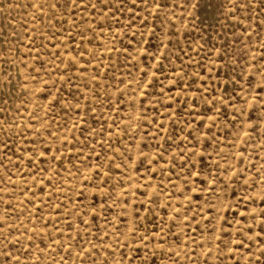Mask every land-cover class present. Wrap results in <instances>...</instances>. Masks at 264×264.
Listing matches in <instances>:
<instances>
[{"label":"rangeland","instance_id":"374dc122","mask_svg":"<svg viewBox=\"0 0 264 264\" xmlns=\"http://www.w3.org/2000/svg\"><path fill=\"white\" fill-rule=\"evenodd\" d=\"M164 3V11L157 14L151 0L148 7L140 0L133 7L127 0L120 11L115 10L116 4L109 6L103 0H77L75 4L72 0H0V141L8 145L3 149L7 155L0 156L4 161L0 168L4 177L0 185V264H141L144 257L130 250L135 245L126 235L117 240L119 233L111 224L106 235L99 233L96 225L89 235L71 213L80 207L74 196L78 187H83L80 174L71 164H66L70 174L61 169L62 187L47 195L38 191L39 184L32 178L34 169L27 166L29 157L47 140L53 149L61 146L62 150L81 153L79 160L71 157L72 163L89 175L90 167L100 164L104 165L101 171L110 163L127 164L122 159L125 149L135 155L147 141L153 155L156 146L164 151V159L153 165L161 168L166 161L171 163L169 152L185 147L180 143L185 135L190 143H195L199 135L194 136L184 127L193 120L182 107L185 100L190 104L199 100L200 112L210 117L216 111L211 99L221 95L230 97L235 105L228 109L233 115L225 120L235 116L236 123L218 121L212 129L221 142V156L212 154L214 171L215 162L220 161V183L212 197L216 211H210L207 202L197 205L200 197L189 203V187L194 185H185L180 169L169 168L166 175L139 169L140 184L150 181L152 188L162 184L172 193L170 203L162 194L160 207L154 205L150 212L141 211V226L156 235L158 225L163 223L159 231L166 236V242L156 235V240L148 244L147 264H264V184L254 183L258 172L264 180V139L252 135L250 143L245 144L242 132L239 140L235 138L250 76L255 75L253 88L264 84V75L250 72L248 67L250 60L264 55V0ZM141 18L147 28L142 26ZM152 28L155 35L150 41L147 36L141 37L140 33H150ZM142 38L148 41L152 52L162 54V65L156 64L153 69L158 72V80L153 82L148 99L141 98V83H146V66L154 62L150 56L136 54L140 47L136 41ZM70 60L80 69L70 73L71 90L79 89L75 93L79 98L77 111L66 113L58 106L49 113L48 104L57 89L63 85L65 95L69 90L58 77ZM148 77L151 79L152 72H148ZM202 92L208 102L201 98ZM193 96L196 99H189ZM69 103L75 105L76 100ZM33 113L41 117L47 114L49 120L45 123L56 130L59 139L53 142L47 133L38 136L37 130L42 131V126ZM81 115L85 117L79 120L82 127L74 128V121ZM160 123L167 133L158 132ZM211 123L197 119L192 127L206 132L204 125ZM225 128H230L232 134L226 133ZM65 139L68 143L61 145ZM240 150L244 152L243 164ZM225 168L229 171H223ZM121 171L127 169L115 171V175L120 176ZM233 171L237 172L236 177H231ZM148 191L151 195L152 189ZM133 207L140 205L134 203L124 211L129 226L135 219ZM123 208L120 205L117 211ZM218 215L227 217L228 222H218ZM110 219L120 223L111 214ZM69 221L74 222L72 227ZM99 223L103 224V219ZM54 224L58 227L54 228ZM53 238L59 243H54ZM229 240L233 243L229 244ZM157 241L164 243L169 252H175L178 260L163 255L157 249ZM126 242L129 247H125ZM125 255L127 258L122 259ZM133 256L135 260L131 259Z\"/></svg>","mask_w":264,"mask_h":264},{"label":"snow or ice","instance_id":"6c2138e0","mask_svg":"<svg viewBox=\"0 0 264 264\" xmlns=\"http://www.w3.org/2000/svg\"><path fill=\"white\" fill-rule=\"evenodd\" d=\"M77 0H72V3L75 4ZM146 7L149 5V0H140ZM152 5L155 6L157 14L163 12L165 7L167 6L164 3V0H151ZM103 3L108 4L109 6L112 4H116V11H120V9L127 3V0H103ZM137 0H131V6H135ZM185 3H188V0H185ZM152 12L149 10V15ZM135 15V14H133ZM142 26L147 28L146 23H144V18H141ZM118 22V21H117ZM135 21H131L128 25L131 27V23ZM136 33H133V37ZM141 37L147 36L148 41L151 40V36L155 35V29L152 28L151 32L140 33ZM148 41L145 39H140L136 41V43L140 46L137 49L138 56L148 57L150 56L153 64L147 65L146 70L144 72L143 80L146 83H141V87L144 90L142 94V99H148V92L153 86V82L158 80V72L154 71L156 64H161L162 61L159 59L161 53H154L151 51ZM161 46L163 47V41H161ZM83 55V53H80ZM261 60H264V55L254 60H250L249 62V71L254 72L255 74L264 75V65H261ZM61 63H64L61 61ZM79 71L80 69L70 60L69 64L65 66L63 71L60 73L59 79H63L64 84L69 86V90L67 91V95H65V89L63 85L61 88L57 89V95L49 102L48 104V112L50 113L55 109V107H61L66 113L69 111H77V106L79 105V98L76 97V92L71 90L72 85V76L70 75L73 70ZM148 72H152V77L149 79ZM199 79V76L196 77ZM255 80V75H251L248 87L249 91L243 99V106L239 109L240 114V127L236 130L235 138L237 140L240 139V133L242 132L244 137L246 138L243 142L245 144L250 143V138L252 135H256L259 139H264V129H261V124H264V84H261L259 89L253 88L251 81ZM183 91V90H182ZM241 91H244L243 85H241ZM161 92H163V88H161ZM51 94V93H50ZM201 98L205 99L208 102V98L205 93H201ZM76 100V104L73 105L69 103L70 100ZM189 99H196L195 96ZM119 102L117 101V104ZM67 105V107H64ZM211 105L216 107V111L210 117H206L205 114L201 113L199 110V100H197L196 104H190L189 100H185L183 104V109L187 110L189 115L193 116V120H211V124H205L204 128L207 130L204 132L198 127H192L193 120H190L185 128H189L190 132L196 136L195 143H190L188 141V136L185 135L183 140L180 143H184L185 147L181 149L179 152H169V161L171 163L165 162L164 167L154 168L153 165L158 162V160L164 159V151L160 148V146H156V154L152 153V146L147 144V141L143 142V146L139 147L138 153L132 155L129 153L127 149L122 155L123 160H127V164H115L110 163L108 168L104 171H101L104 168L103 164H100L99 167L91 169L89 175H85L81 171V167H78L76 164L72 163L71 157L79 160L81 153L79 152H70L67 148H63L61 146L53 147L48 144L47 140L44 141V146L38 147L29 157L28 168L34 169L32 172V178L39 184L38 191L41 193H45L47 195L55 194V191L58 187H62L61 180L64 179L61 169L64 170L65 173H71V170L66 167V164H71L72 168L75 169L76 173H79L81 176L80 184L83 187H78V194L74 196V199L79 203L80 207L74 208L71 210V213L76 215L79 220V224L84 225L85 230L88 231L89 235H91V229L93 225H96L99 233L107 234V227L109 224L112 225L113 228L116 229V232L119 233L117 236V240H119L120 236H127L128 241L131 245H135V247L130 248V250L136 252L137 255H141L144 257L142 259L141 264H147V257L150 253L147 251L148 244H151L154 240H156V235L162 237L164 242H166V236L163 232H160L159 229H163L164 224L161 223L158 225V231L156 235H153L151 230L147 227H142V223L144 217L141 216V211L143 209L151 211L153 206L160 207V196L166 195L168 197L169 203L171 200L172 193H169L166 188L162 186V184H158L157 188H152V184L150 181H145L144 184H140V177L142 173H140L139 169L141 167L145 168V171L148 174H153L155 172H159L161 174H167L168 169L172 168L180 169V175L184 177V183L188 186L191 182L192 185L189 187L190 195L187 197L189 203L195 200L196 197H200L201 200H196V204L200 205L201 202H207L210 205V211H216L214 201L212 200L213 194L216 193V186L220 183V161L217 160L215 162V171L213 170V159L212 154L214 153L217 157L221 156L220 153V138L216 133L212 131V129L216 126L218 121H224L225 124H235L236 119L233 116L230 120H225L226 116H232L228 112L230 107H235L233 101L230 97H226L225 95H221L218 98L211 99ZM134 107V105H133ZM143 107V105L141 106ZM90 111V109H89ZM183 114V113H181ZM33 116L36 117L37 121L42 126V131L40 129L37 130V135L41 136L43 133H47L48 137L53 139L55 142L59 137L55 135L56 130L49 127V124L45 123V121L49 120V116L46 114L45 116H39L37 113H33ZM244 117H247L246 119ZM254 117V121H253ZM85 119L84 116H79V118L74 121L73 127H82L79 124V120ZM54 123V121H52ZM173 122H176L175 119ZM163 131L167 133V129L163 127V124L160 123L158 125V132ZM183 131V129H181ZM224 131L229 135L232 134V130L230 128H225ZM73 139H75L73 137ZM227 137H225V141ZM68 143L67 139L61 141V145H66ZM78 143V141H77ZM0 156H6L7 153L3 150L8 147V145L2 141H0ZM146 148L148 149L146 151ZM177 148H179V143L177 144ZM65 153H67L68 159H65ZM240 163L243 164V150H240ZM223 159H227L224 157ZM97 163L99 164V160L97 159ZM80 164H83V161H80ZM4 166L3 159H0V168ZM255 167V165H253ZM127 169V172L121 171L120 176L115 175V171L121 169ZM223 171H229L228 168H225ZM133 172L136 175H133ZM47 175V178L45 176ZM261 173L258 172L254 183L259 181L261 184H264V180L260 179ZM237 172H231V177H236ZM10 179V178H9ZM43 181V183H41ZM169 182H171V177H169ZM4 177L0 175V185H3ZM135 184L136 187L133 188L132 185ZM91 185V187H89ZM127 185V186H126ZM152 189V194L149 195L148 189ZM175 188V186H174ZM119 189V191H117ZM29 191H31V186H29ZM0 191H2V187H0ZM181 194H183L184 190H180ZM36 193L33 192V195ZM218 198V194H217ZM2 199V198H0ZM127 201V203H125ZM138 204L140 207H133L132 215L135 219L130 221L129 226V217L124 215V211H126L129 205ZM123 205L124 208L121 211H117V208ZM167 206V205H165ZM59 209V205H56ZM65 207H67L65 205ZM191 210V209H189ZM231 209H221V211H229ZM177 212L180 209H176ZM199 211V209H197ZM111 216H115L120 223H116L112 219ZM148 213L146 212L145 215ZM239 214V213H238ZM88 217V219H85ZM217 221L223 220L225 223L228 222L227 217L217 216ZM103 219L104 223L100 224L99 222ZM211 222V217L208 218ZM72 221H69V227L73 226ZM236 223H239V220H236ZM53 227H58V225L54 224ZM3 228V221L0 220V231ZM63 234V232L61 233ZM137 241L140 243L137 244ZM54 243H59V241L53 238ZM100 243L103 245L105 241L101 238ZM233 241L229 240V244H232ZM47 247V245H45ZM117 247L119 245L117 244ZM125 247H129V243H125ZM157 249L163 254L168 256V258L173 259L174 261L178 260L177 254L175 252H169L164 248V243L157 241ZM89 254H91V250H89ZM264 255V251L261 252ZM127 258V256H123L122 259ZM131 259L135 260L136 256L131 257Z\"/></svg>","mask_w":264,"mask_h":264}]
</instances>
